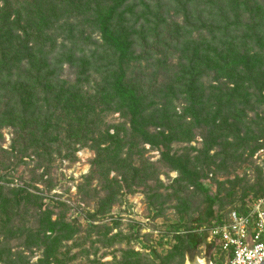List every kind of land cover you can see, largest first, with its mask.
<instances>
[{
    "label": "trees",
    "instance_id": "16d2710c",
    "mask_svg": "<svg viewBox=\"0 0 264 264\" xmlns=\"http://www.w3.org/2000/svg\"><path fill=\"white\" fill-rule=\"evenodd\" d=\"M115 113L127 120L124 140L121 126L105 120ZM5 129L10 152L1 145ZM198 134L211 163L220 153L264 147V0H0V158L22 163L30 151L40 162L70 143L73 157L90 149L94 164L123 177L120 164L130 159L123 149L133 138L160 153L183 190L203 198L200 227L230 211L217 215L202 170L171 154L172 144ZM42 216L47 227L28 231L24 245L42 249L43 259L32 263L4 246L0 264H52L73 235L47 209ZM195 230L174 231L166 264L193 262L202 244L212 249ZM138 256L125 253L121 264H144Z\"/></svg>",
    "mask_w": 264,
    "mask_h": 264
},
{
    "label": "rangeland",
    "instance_id": "374dc122",
    "mask_svg": "<svg viewBox=\"0 0 264 264\" xmlns=\"http://www.w3.org/2000/svg\"><path fill=\"white\" fill-rule=\"evenodd\" d=\"M105 120L121 126L118 130L124 140L126 118L115 113ZM2 134L1 145L10 152L12 132L5 129ZM126 140L130 147L125 146L123 153L130 159L120 164L123 177L109 165L94 164L90 149L82 148L73 157L70 143L51 147L48 151L62 153L49 158L44 152L40 162L30 151L22 163L0 158V175L6 176L0 183L4 186L0 189V247L24 252L32 263L42 260L43 250L26 251L24 238L28 231L47 227L42 216L47 209L49 218L68 223L67 231L73 235L51 256L52 264H121L129 252L140 255L137 259L144 264H166L163 259L173 246L174 231L184 234L189 227L198 229L196 220L205 204L200 195L193 196L191 189L183 190L184 185L175 182L178 174L169 171L156 149L133 138ZM205 144L198 134L190 144H172L171 154L187 158L202 170V181L216 199L217 215L264 198V147L254 153L249 148L234 149L223 158L220 153L211 163L201 153ZM212 145L211 156L218 151L215 142ZM18 193L22 202L16 208ZM211 254L212 249L202 244L195 261L209 264Z\"/></svg>",
    "mask_w": 264,
    "mask_h": 264
},
{
    "label": "built area",
    "instance_id": "2783aa9c",
    "mask_svg": "<svg viewBox=\"0 0 264 264\" xmlns=\"http://www.w3.org/2000/svg\"><path fill=\"white\" fill-rule=\"evenodd\" d=\"M195 231L203 233L207 245L212 247L209 264L220 260L223 264H261L264 261V198L252 202L244 212L230 211L223 219L211 220Z\"/></svg>",
    "mask_w": 264,
    "mask_h": 264
},
{
    "label": "bare ground",
    "instance_id": "6f19581e",
    "mask_svg": "<svg viewBox=\"0 0 264 264\" xmlns=\"http://www.w3.org/2000/svg\"><path fill=\"white\" fill-rule=\"evenodd\" d=\"M190 264H202V263H200V262H198L197 260L195 261H193V262H191Z\"/></svg>",
    "mask_w": 264,
    "mask_h": 264
},
{
    "label": "water",
    "instance_id": "95a60500",
    "mask_svg": "<svg viewBox=\"0 0 264 264\" xmlns=\"http://www.w3.org/2000/svg\"><path fill=\"white\" fill-rule=\"evenodd\" d=\"M261 264H264V261Z\"/></svg>",
    "mask_w": 264,
    "mask_h": 264
}]
</instances>
